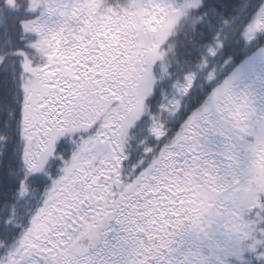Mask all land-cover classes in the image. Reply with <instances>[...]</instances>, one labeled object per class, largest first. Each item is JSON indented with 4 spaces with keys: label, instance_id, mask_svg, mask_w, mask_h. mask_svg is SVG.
<instances>
[{
    "label": "snow or ice",
    "instance_id": "obj_1",
    "mask_svg": "<svg viewBox=\"0 0 264 264\" xmlns=\"http://www.w3.org/2000/svg\"><path fill=\"white\" fill-rule=\"evenodd\" d=\"M261 4H264V0H261ZM235 7L233 0H201L199 3L197 12L201 20L196 24L187 47L191 53L190 58L200 62V75L193 73L187 77V87L178 91L183 99H178L172 106L171 114L173 120L178 123L186 115V112L181 110L184 104L189 110H197L187 118L175 135L153 113L151 105L155 99L154 85L152 94L145 98L147 111L140 114L135 112L142 86L136 79H125L115 70L119 68L118 61L123 59V54L111 61L104 58L103 63L100 59L93 62L82 60L81 66H78L79 72L76 73L77 75L83 73L80 80L67 81L59 85L67 91L58 96L53 95L49 102V107L54 109L49 119L55 117L54 124H56L53 134L56 128L67 127V123H79L80 120L85 119V115L90 119L95 118L94 113L89 109L99 111L105 106L107 108L103 118L96 125L78 133L81 141L85 136L89 139L86 143L77 144V154H74L71 166L66 164L62 169L59 180H52L49 187L48 181L44 180L42 175L31 177L37 190L45 189L43 196L37 191L32 200H27L26 193L22 191L21 199H14L5 195V187L0 184V193H2L0 194V264H95L91 260H81L75 252V246L70 249L74 259H66L62 253L64 248L72 244V241L67 240L60 253L56 251V247H60L57 241L66 240L68 236L75 239L77 233L83 232L84 225L77 217L89 220L90 215L101 207L92 203L93 197L100 196L113 177L105 181L101 176L95 184L92 180L100 174L101 170L116 169L117 163L120 164L117 171L122 185L137 177L142 179L135 185L132 192L140 190L141 185H145L138 196L126 193L125 196L130 198L119 204L117 212L125 222L134 219L136 212H150L151 215L145 219L155 223L145 228V231H155L157 235L160 234L161 229L168 231L165 221L171 224L175 217L165 215L161 220L160 213H168L169 210L178 212L179 207H183L179 206V201L187 199L190 194L198 191L195 185H199L205 191L212 189L213 192L210 194L219 192L220 195L215 196L217 203L227 205L224 197L227 196L228 191L238 186L235 181L243 165L229 168L227 162L235 158L224 153H222L224 159L219 157L209 159L208 156L201 158L196 152V147L200 133L211 134L216 122L228 119L230 113L234 114L232 85L241 76V68L245 65L255 67L259 63L261 71H264V41L255 46L235 39L228 43L219 41L214 47L207 48L205 52V42L218 31V22L229 15H235L233 11ZM251 31L254 36L255 29ZM100 43L104 41L101 40ZM197 53L200 55L197 56ZM240 55H244L246 59L241 67H234L235 60ZM4 59L7 57L0 59V128H5L7 123V128L11 131L15 125V118L23 112L24 102L19 94L15 96L11 94L9 72L15 75V65L10 68L4 63ZM85 79L89 80V85L81 89L79 85L83 84ZM21 82L23 92V73ZM77 112L81 113L80 120L74 121L70 113ZM59 121H67V123L57 124ZM101 123L106 125L101 129L103 135L97 132ZM93 133L96 135L94 136ZM73 141L75 142V135H73ZM100 141H104V144L101 145ZM0 143L7 144L3 155L0 156L2 161L0 181L9 187H17L13 176L7 171V169L15 168L11 152L12 143L6 139ZM80 149L83 150L80 151ZM92 155H97L92 165L96 171L85 167L83 163ZM29 156L31 159L26 161L27 171L30 173L42 171L43 162L32 155V150H29ZM97 165H99L98 168ZM78 168H83L84 172H78ZM87 172H91V175L81 180L80 178ZM185 173L188 175H184ZM189 179L191 183H187ZM169 180L173 183L176 180L182 181L177 186L184 187L186 191L178 195L165 191V185L171 187L168 184ZM149 189H152V192H149ZM69 193L75 198L69 199ZM145 193L148 194L145 195ZM160 197L164 199L161 200ZM168 200L176 201L178 207L167 204ZM64 205L69 207L64 208ZM133 205L135 209L132 208ZM53 208H61L68 215L58 214L53 211ZM111 210V207L104 209L105 212ZM184 215L187 216V212ZM102 217L103 213H101ZM96 222V217L89 220V232L92 235L94 232L91 230V225H95ZM248 222L247 239L233 249L232 254L240 257V264H264V201L252 209L248 215ZM73 229L76 231L73 232ZM60 233L63 235L58 236ZM161 240L164 242L163 236ZM129 244L131 264H145L147 256H156L155 252H145L132 241H129ZM31 245L51 248L52 253L56 255L54 258H49L51 254L49 257H42V254L37 253ZM146 246L147 242H145ZM156 261H159V256H156ZM156 261H148V264H156ZM160 264H163V261H160ZM189 264H197V262L191 260Z\"/></svg>",
    "mask_w": 264,
    "mask_h": 264
},
{
    "label": "rangeland",
    "instance_id": "obj_2",
    "mask_svg": "<svg viewBox=\"0 0 264 264\" xmlns=\"http://www.w3.org/2000/svg\"><path fill=\"white\" fill-rule=\"evenodd\" d=\"M200 0H130L128 4L131 5L126 15L118 14L112 9L110 12H103L100 9L102 0H62L59 2H52L48 0H43L42 4L44 5L41 15L38 19L33 22H29L25 26V30L33 31L37 35L38 42L34 44L32 51V56L34 59L46 57V62L44 64H33L28 61V64L25 65V70L29 76L26 81V96H25V108L22 112V137L25 139L26 146L23 149V171L26 176H29L33 173L27 171L28 164L27 160L31 159L29 156V150H32V155H35L36 159L42 161V171L44 172L46 163L51 155L53 154L54 149L60 143H69L71 145L72 153L71 161L69 166H71L73 161L74 154H77V144L86 143L89 137L85 136L83 141H81V136L78 133H82L83 130L92 128L97 124L98 120L103 118L104 109L101 108L99 111L96 109H89V111L94 113L95 118H88L85 115L84 120H80V112L70 113L73 116L74 121L80 120L79 123H67V121H59V123H67V127L56 128L55 134H53V128L56 127L54 124L55 117L49 119V115L54 110L49 107V102L53 95L63 94L67 91L66 88H62L59 85L66 83L67 81L76 82L79 81L83 73L77 75L79 72V67L81 64L76 62L78 58L87 61L91 59L95 61L100 59L104 61V58H108L109 61L115 60L117 57H120L121 53L117 49H113V43L119 42V46H124V48H129L130 53L124 51L131 58H135V51H140L139 54L145 53L144 64L138 62V72L134 75L135 79L142 86L140 91H142V100L145 97L147 90L152 81V76L150 72V63L154 58L158 57L160 54H157L156 47L157 42L163 40L165 36V31L162 30L161 22L167 21L168 18L173 16V18L180 17L188 9L196 6ZM262 19L264 20V11ZM156 21L152 27L149 26L148 22ZM142 25L141 36L137 34L138 30ZM161 25V26H160ZM264 25V21L262 22ZM88 33L90 36L87 38V35L83 36L82 32ZM109 32V39L104 43H100V52L98 55H95L94 52L90 51L87 47L88 41L94 36H99L100 33ZM151 33V35H150ZM62 35V36H61ZM142 37V38H141ZM79 47L82 49L79 51ZM31 51V50H29ZM78 57V58H77ZM56 58L58 61H56ZM136 59V58H135ZM137 60V59H136ZM147 61V62H146ZM118 64L121 65V68L115 69L119 72V75L125 79H130L131 74L128 72L126 67L128 66V58H124L118 61ZM41 65V66H40ZM259 63L255 67H250L245 65L241 68V76L236 80L232 87L237 83L242 81L243 78H247L246 85L251 87L254 83V78L248 77L249 72H253ZM67 70L70 74L64 77V74ZM76 70V72H75ZM257 78V77H256ZM258 80H262L258 77ZM258 83H260L258 81ZM85 84L89 85V80L85 79L84 84H80L79 87H83ZM58 87V91L55 89ZM232 104L234 106L235 112L230 113V121L227 124L226 119H222L223 122H216L214 130L211 134H204L203 137L211 139L212 145L215 147V151L218 152L215 155L213 154L210 159H217L218 157L224 159V156L219 152L220 147L218 145H223L225 148V136L227 135L228 125L238 126V148L237 155L233 159L236 162V166L243 165V168L239 171L243 176H238L236 179V184L238 185L234 190L228 191L224 200L227 201V205H220L217 203V200H211V202H205V200L210 196L204 189L196 187L198 191L190 194L192 197L196 196L200 198L199 201L195 203L196 213H205L206 217L203 221L202 227L208 228L210 235L213 237V241L210 243H205V247L208 248V253H203L200 249L198 252H192L188 261L185 264H189V261L195 260L197 264H238L240 263V257L232 254V250L239 247L244 241H246V230L249 227V223L244 222L241 218H235L234 215L238 214H247L249 209L257 205V191L264 190V183L256 179L259 175L256 171L258 168L257 162L250 166L249 163L245 161L246 158L240 153L244 148L248 149L246 145L250 147L253 152L258 153L257 161L264 163V150L261 148L264 147L262 140H264V125L263 127L259 124V120L256 119L254 123L247 124L244 121V125H241V121H238L236 113L240 116H249L252 117L251 110L248 107H244V104L237 100L233 95ZM261 106L258 107V112L264 117V96H260ZM139 105V104H138ZM137 105L135 112L138 111L139 106ZM106 107V106H105ZM145 107L144 101H142V108ZM106 111V110H105ZM103 112L101 115L100 113ZM97 119V120H96ZM225 120V121H224ZM106 127L105 124L101 123L97 128V132H100V135H103L101 129ZM85 130V131H86ZM262 130V131H261ZM73 135H75V142L73 141ZM95 136V133H93ZM244 135H252L255 139L253 143H248V140L244 138ZM219 137V138H217ZM2 137L0 136V139ZM98 139V137H97ZM105 140L107 138L105 137ZM100 144L103 145L104 141H100ZM213 146H207V149H210ZM93 147L95 143L93 142ZM38 149V151H36ZM83 149H80L82 151ZM111 148L109 146V152ZM201 153V152H200ZM202 154H206L203 152ZM244 154L249 155L250 153L244 151ZM200 156V155H199ZM203 156V155H202ZM96 155H92L90 159L84 160L83 163L89 162ZM228 163V162H227ZM99 165H97V168ZM92 171H96V168H93L91 165ZM264 170V166H263ZM78 172H84L83 168H78ZM112 170H110L111 172ZM37 172V173H40ZM106 174L107 171L101 170L100 173ZM36 173V172H34ZM91 172L84 173L80 179L83 180L85 177L90 176ZM186 175H188L186 173ZM61 178V173L54 180H59ZM154 178V177H153ZM100 179V176L93 178L92 183L95 184L96 181ZM105 181H108L107 179ZM182 183L180 180H176V186L178 183ZM191 183V179L187 181ZM26 181L23 182L21 190L27 191V188L24 187ZM51 186V183H50ZM49 186V187H50ZM114 188V190H113ZM182 187H176V191L183 193L186 191ZM164 190L171 192L172 195H178L176 191L171 190L167 185L164 186ZM227 191V186H225ZM39 191V189L37 190ZM115 187L112 183L109 182L107 188H105L100 196H95V202L92 203L103 205L108 202L109 195L113 194ZM152 191V189H149ZM158 191V189H157ZM213 192V190H211ZM206 195V196H205ZM216 196V193L211 194ZM220 193L217 194L219 196ZM34 196L29 197L32 200ZM69 199H74V195L69 193ZM86 198V197H85ZM106 201V202H105ZM172 201V200H169ZM213 203H215L217 210H221L225 213L233 215L231 218L226 220L225 223V232L218 231L217 228L220 220H217L215 217H210L209 209H212ZM68 205H64V208H68ZM54 211V209H53ZM63 214L67 213L63 209ZM97 214L90 215L89 220L93 217L97 218V221L101 217V207L97 211ZM211 216H213L212 211L210 210ZM204 214H202L203 216ZM225 218L226 215H225ZM89 220H85L83 217H80L81 224L85 228H89ZM222 225V224H221ZM94 225H91L93 227ZM206 231L205 229H203ZM46 233V232H45ZM61 234V233H60ZM59 236V234H58ZM221 236V237H219ZM77 238V236H76ZM75 238V239H76ZM75 239H71L74 241ZM69 236L66 240L61 241L62 243H67ZM43 243V242H41ZM35 248L37 253L42 254V257H49L50 249L40 248L38 245H31ZM65 251H67L65 249ZM61 249H59V253ZM56 254H52L49 258H54ZM38 257V258H42ZM148 264V261H147Z\"/></svg>",
    "mask_w": 264,
    "mask_h": 264
},
{
    "label": "trees",
    "instance_id": "obj_3",
    "mask_svg": "<svg viewBox=\"0 0 264 264\" xmlns=\"http://www.w3.org/2000/svg\"><path fill=\"white\" fill-rule=\"evenodd\" d=\"M52 2H59L62 0H48ZM128 1L130 0H102L100 9L103 12H110L112 9L114 12L118 14L126 15L128 12L129 5ZM180 1V0H179ZM43 0H0V59L7 57L4 59V63L8 64L11 68L12 65H15V75L10 71L9 72V80L11 88V94L13 96L19 94L20 98L23 99L24 106L23 112L25 108V96H26V81L29 77L25 70L26 63L28 61L31 62L30 65L33 64H44V60L46 61V57L34 59L32 56L34 44L38 42L37 35L30 30H25V26L29 22H33L38 19L41 15L42 9L44 8L42 4ZM201 2V0H200ZM233 3L236 7L233 9L235 15H229L224 18V20L219 21L217 28L218 31L213 34L212 38L205 42V52L209 47H214L217 42L222 41L224 43H228L229 41L235 39L241 42L250 43L253 46L264 41V25L261 20V11L264 8V4H261V0H233ZM127 5V7L125 6ZM199 4H197L196 8L188 10L184 15L173 18L171 16L167 19V21H163L161 23L162 30H164L165 36H163V40L157 42L156 52L161 55L160 61H157L150 65L149 69L152 76V81L147 92V95L152 94L153 85L155 86V99L152 102L153 105V113L158 120H161L164 124H166L169 131L175 135L177 133L182 124L186 120H181L176 123L173 120L171 114L172 106L177 102L178 99H183L179 96L178 91L187 87V77L196 73L197 76L200 75V62L199 60L191 59V53L188 49L187 45L191 41L192 33L195 30L196 24H198L201 20L200 14L197 12ZM259 18L258 23H256ZM254 22L256 25H254ZM149 25L151 22H148ZM160 25V26H161ZM260 25V27H257ZM255 29L254 36L252 31ZM239 30V31H238ZM142 33V25L138 30L137 34L141 36ZM105 36L104 40L109 39L110 33L105 31L103 33ZM62 36V35H61ZM142 38V37H141ZM104 41V42H105ZM31 50V51H29ZM82 49L79 47V51ZM123 54L124 58H128V66L126 67L128 72H130L131 77L138 72V61L134 57H130L128 54L124 53V51L120 52ZM120 55V56H121ZM200 54L197 53V56ZM227 59V57H224ZM246 57L244 55H240L238 59L235 60L234 67H241L244 63ZM56 61L58 59L56 58ZM80 61L81 58H80ZM142 64H144L142 58ZM121 67V65H119ZM260 65L256 68V71H259ZM23 73V92L21 90V74ZM256 74V73H255ZM253 75L256 82H260L262 89L258 92L256 97H252L253 95L246 96L244 95V100L241 102L244 104V107H248L251 110V113H255L258 111V107L262 104L260 102V96H264V73L258 72L256 75ZM257 77V78H256ZM258 77L262 80H258ZM58 91V87H55ZM145 97V98H146ZM145 104V99L143 100ZM234 107V106H233ZM186 112V114H193L197 109L189 110L187 105L184 104L182 109ZM174 115V114H173ZM236 117L238 121L241 120V125H244V121L247 124L251 122L254 123L256 119L249 116H240L236 113ZM259 124L263 127L264 125V117L263 115L259 117ZM225 121V120H224ZM227 124H229L230 116L226 119ZM219 122H223L220 120ZM14 126L12 130L9 131L7 128V123L5 124V128H0V136L2 137L0 141H4L5 139L12 143V157L15 162V168L7 169L9 175L13 176V179L17 183V187H9L6 183L0 181L5 187V195L10 196L14 199H21L20 192L21 185L23 182L29 181V189L28 194L30 197L34 196L37 192V188L32 180L33 175H42L43 179L48 181V185L52 180L56 179V177L61 173L57 171L55 163L53 164V160L58 157L62 159L66 156H69L72 153L71 145L69 143H59L57 147L54 149L52 159L46 165L44 172L33 173L29 176H26L23 168V140H22V113L17 116L14 120ZM238 126L236 125H228L227 127V135L225 136V145L227 146H238ZM262 131V130H261ZM14 133V137H13ZM202 134L200 133L199 138H202ZM219 138V137H217ZM244 138L248 140V143H253L255 141L252 135H244ZM220 139V138H219ZM221 140V139H220ZM222 141V140H221ZM264 143V140H262ZM7 147V144L0 143V156L3 155L4 149ZM243 149L240 153L244 156L245 161L253 166L256 162L258 164V168L256 169L259 175L258 180L264 183V170L263 162L257 161L258 153L250 149L248 145ZM244 151L249 152V155L244 154ZM228 153L232 156L237 155V150L228 151ZM60 161V160H59ZM2 164V161H0ZM43 188L39 189V192ZM25 192V191H24ZM26 193V192H25ZM2 194V193H0ZM26 199L28 200L27 196ZM264 201V195L262 199L258 200L256 206L249 209V212L245 214H238V216L234 215L235 218H241L242 221L248 222V215L252 211L253 208L258 207L260 202ZM233 215L228 214L227 218H231ZM240 264V263H238Z\"/></svg>",
    "mask_w": 264,
    "mask_h": 264
},
{
    "label": "flooded vegetation",
    "instance_id": "obj_4",
    "mask_svg": "<svg viewBox=\"0 0 264 264\" xmlns=\"http://www.w3.org/2000/svg\"><path fill=\"white\" fill-rule=\"evenodd\" d=\"M184 175H186V173ZM111 176L114 177L113 179L119 181V173L111 174ZM136 179L137 181L133 182V185L127 188V192L121 189L115 190L113 194L109 195L108 202L101 206L103 217L100 219V222L96 223L91 229L96 230L101 234V244L96 246V249L89 253L86 249H75L76 254L80 256L81 260H91L94 261L95 264H131V246L129 241L137 244L145 252H155L156 256H159V261H156V256H147L145 258V264H147V261H156V264H160V261H163V264H185L192 252H198L201 249L203 253L207 254L208 248L205 247L203 242L208 240L213 241V237L210 235L211 233L209 229L203 228L201 225L203 224L206 214L203 212L201 214L196 213V208L194 207L192 213H189L187 216L184 215L185 212H189L188 206L190 202L196 203L200 200V198L196 196L192 197L189 195L187 199H181L179 201V206L183 207H179L178 212H171L169 210L168 213H160L159 219L161 220L165 215H171L172 217H175V219L171 224H169L168 221H165V227L168 228V231L161 229L159 230V235H157L155 231H145V228H148L151 224L155 223V221L145 219V217L151 215L150 212H136L135 218L127 222L121 219L120 213L117 212V207L122 201L130 198L126 197L125 194L132 193L133 196H138L139 191L145 186L141 185L140 190L132 192L133 188L142 177H137ZM165 179H167V177H165ZM168 184L171 185V187H169L171 190L175 189L174 191H176L177 186L172 180H169ZM178 184H180V182ZM179 189H182V187H179ZM176 192L180 194L179 191ZM147 194L148 193H145V195ZM160 199L163 200L164 198L160 197ZM213 199L216 202L215 196L210 194L205 202H211ZM167 204L178 207L176 201L168 200ZM109 207H111L112 210L110 212H105L104 209ZM125 207H127V205H125ZM132 208L135 209V205H133ZM210 210L212 211L213 216H211ZM92 214H97V212H93ZM92 214L91 216H93ZM202 214L204 215L202 216ZM129 215L131 216L132 213L130 212ZM209 215L210 217H215L217 220H220L217 225V228L219 229L218 231L225 232V222L221 221V217H225V214L223 211L217 210L215 203H213L212 209H209ZM141 225L144 226L142 227ZM129 233H131V235H129ZM142 234L144 235L142 236ZM59 235L63 234L61 233ZM90 236L93 235H86V237ZM162 236L164 237V242L161 240ZM72 238V236H69V240ZM78 240L79 238H76L72 241V244L68 245L67 248H64L62 255H64L66 259H74L70 249H73V246H75ZM57 242L60 247H56V245H53V247H56V251L59 253V249H61L65 243H62L61 240H58ZM145 242H147L146 247ZM48 249H50L49 253L51 255L55 254L52 253L51 248ZM65 249L67 251H65Z\"/></svg>",
    "mask_w": 264,
    "mask_h": 264
},
{
    "label": "bare ground",
    "instance_id": "obj_5",
    "mask_svg": "<svg viewBox=\"0 0 264 264\" xmlns=\"http://www.w3.org/2000/svg\"><path fill=\"white\" fill-rule=\"evenodd\" d=\"M200 3V1L197 3V4H199ZM197 4H196V6H194V7H192V8H190V9H193V8H196L197 7ZM190 9H188V10H190ZM187 10V11H188ZM186 11V12H187ZM263 11H264V8L262 9V11H261V13H260V15H261V20H263L262 19V16H263ZM185 12V13H186ZM185 13H183L182 15H184ZM181 15V16H182ZM258 21H259V18L257 19V21H256V23H258ZM156 21H153V22H151V24L149 25L150 27H152V25L155 23ZM162 23V22H161ZM254 25H256L255 24V22H254ZM150 35H151V33H150ZM152 36V35H151ZM112 48L113 49H117L118 50V52H121V51H126V52H131L130 51V49L129 48H124V46H119V42H114L113 43V46H112ZM91 51H93V52H96L97 53V55L99 54V52H100V47H96V48H93V49H90ZM139 52L140 51H135V58L137 59V61L138 62H140V63H142V58H143V60H144V57L146 56L145 55V53H141V54H139ZM156 52V51H155ZM157 53V52H156ZM157 54H159V53H157ZM162 57H161V55H159L158 57H156V58H154V60L150 63V65H152L153 63H155V62H157V61H160V59H161ZM86 62H93L91 59H89V60H87ZM147 62V61H146ZM101 63H103V61H101ZM81 64V63H80ZM81 66V65H80ZM120 67V66H119ZM121 68V67H120ZM79 69V68H78ZM75 72H76V70H75ZM258 72H263L264 73V71H261V67H259V71H256V69L253 71V72H249L247 75H248V77H252L255 73L257 74ZM255 74V75H256ZM252 78H254V77H252ZM130 79H135V77H131ZM246 83H247V78L245 79V78H243L242 79V81H240V82H237L233 87H232V94L233 95H237V97H235L237 100H244V95H246V96H249V95H253L252 97H256L257 95H258V92H260L261 91V89H262V86L260 85V83H258V82H256L255 81V79H254V83L251 85V87H249V86H247L246 85ZM83 84H84V82H83ZM85 85H87V84H85ZM85 85L83 86V87H81V89H83L84 87H85ZM139 95H140V99H139V101H138V106H139V109H138V111H136V113L137 114H140V113H143V112H145V111H147V109L145 108V107H143L142 108V91H140V93H139ZM143 99H145V97L143 98ZM233 105V104H232ZM151 107L153 108V105H151ZM106 108H107V106L105 107V109L103 110V111H105L106 110ZM103 112H101L100 113V115L102 114ZM78 115H81V114H78ZM192 114H186L185 115V117H184V120H187V118L189 117V116H191ZM260 116H262V114H261V112H258V111H255V113L253 112V114H252V117L254 118V119H259V117ZM97 120V119H96ZM98 121H100V119L98 120ZM86 130V129H85ZM85 130H83V131H85ZM100 133V132H99ZM95 135H96V133H95ZM202 136H204V133L202 134ZM107 138V137H106ZM22 140H23V146H26V143H25V139L22 137ZM212 140L211 139H209V138H207V137H203V138H199L198 139V143H197V147H196V152H197V154L198 155H200V157L201 158H203V157H205V156H208L209 157V159H210V157L214 154H216V153H218V152H216L215 151V147L212 145ZM224 145V144H223ZM223 145H218L219 147H220V149H219V152H221V153H224V154H226V155H228V156H230L229 155V153H228V151H227V149L223 146ZM263 145H264V143H263ZM207 146H213V147H211L210 149H207ZM261 148L264 150V147H262L261 146ZM201 152V153H200ZM203 152H206V154L204 155V154H202ZM203 155V156H202ZM233 157V156H232ZM52 159V157H50L49 158V160L46 162V163H49L50 162V160ZM97 159V155H96V157H93V159H91L89 162H87V163H85L84 164V166L85 167H88V168H91V165H93V161H95ZM60 160V161H59ZM70 161H71V156H66V157H64V158H62V159H59L58 157H56L54 160H53V164L55 163V165H56V169H57V171H62V169L65 167V165L66 164H68L69 165V163H70ZM103 161H101V163H102ZM97 167V166H96ZM120 168V164L119 163H117V165H116V169H111V168H109V170L107 171V173L106 174H104V172L103 173H100L99 174V176L101 177H103V178H108L111 174H117L118 173V169ZM110 170H112L111 172H110ZM241 176H243V174L241 175ZM240 176V177H241ZM137 181V179H135V180H131L130 182H127V183H125V184H123V186H121V190H123V191H125V192H127V188H129V187H131L132 185H133V182H136ZM119 182H121L120 181V179H119ZM22 186V185H21ZM24 187L25 188H27V191H25L26 192V196H27V198H28V200H30L29 199V194H28V189H29V181H28V187H27V182H26V184L24 185ZM194 187H199V185H195ZM30 190V189H29ZM183 190H185V189H183ZM44 192H45V189L43 188L39 193L41 194V196H43V194H44ZM263 195H264V190L263 191H260V192H258L257 191V198H258V200H260V199H262V197H263ZM86 199H88V197H86ZM93 202H95V198L93 197V200H92ZM81 203H83V201H81ZM256 206V205H255ZM189 212L187 213V215L189 214V213H192L193 212V209H194V207H195V203L194 202H190L189 203ZM54 209V211H56L58 214H63V211H62V209L61 208H53ZM35 210V209H34ZM63 215H65V216H67L68 214H63ZM225 215H227V213H225ZM77 219H79L80 220V217H77ZM100 219H101V217H100ZM229 218H225V217H221V221H223V222H225L226 223V220H228ZM98 222H100V220H98L96 223H98ZM73 223H75V221H73ZM82 223V222H81ZM96 225V224H95ZM94 225V226H95ZM93 226V227H94ZM69 227H71V225H69ZM78 227H79V225H78ZM93 227H91V229L93 228ZM76 230L75 229H73V232H75ZM88 231V232H87ZM93 232H94V235L93 236H97L98 235V232L96 231V230H92ZM87 234H90V232H89V228H85V226H84V230H83V232H81V233H77L76 234V236H77V238H79V239H81V238H83V237H85L86 238V235ZM90 235H92V234H90ZM204 244L206 243V242H203Z\"/></svg>",
    "mask_w": 264,
    "mask_h": 264
},
{
    "label": "water",
    "instance_id": "obj_6",
    "mask_svg": "<svg viewBox=\"0 0 264 264\" xmlns=\"http://www.w3.org/2000/svg\"><path fill=\"white\" fill-rule=\"evenodd\" d=\"M83 34H86V32H82ZM98 46V40L97 39H94L92 40L88 47L90 49H93V48H96ZM96 242H99V240L97 239V237H94V236H90V237H86L84 238L83 240H81L78 244H77V247L80 248V249H85L87 248L88 246L92 245V244H95ZM99 244V243H98Z\"/></svg>",
    "mask_w": 264,
    "mask_h": 264
}]
</instances>
